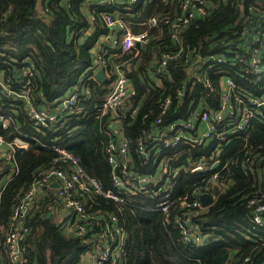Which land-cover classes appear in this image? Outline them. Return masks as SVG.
Listing matches in <instances>:
<instances>
[{"label": "trees", "instance_id": "trees-1", "mask_svg": "<svg viewBox=\"0 0 264 264\" xmlns=\"http://www.w3.org/2000/svg\"><path fill=\"white\" fill-rule=\"evenodd\" d=\"M204 1L208 13L196 15L180 28L181 47L172 38V20L180 14V0H138L134 4L128 0L111 4L104 0H0V69L10 74L12 89L17 92L22 88L19 80L26 61L34 64L30 96L37 108L50 110L70 89H81L73 111L40 128L33 126L24 99L0 94V112L13 116L9 128L0 125V132L6 137L20 134L28 142L27 147L16 150L19 169L0 196V261L14 204L52 164L70 170L71 164L54 147L60 144L80 157L85 173L100 180L104 190H114L123 197V202L102 194L89 199L92 209L116 214L125 225L124 261L116 264H240L246 256L253 264L264 263V226L257 227L250 221L254 208L244 195L252 187L264 189V114H256L247 128L235 130L227 140L208 144L183 141L174 147L154 148V140L148 138L150 133H159L169 118L184 117L187 101L218 109L228 77L247 101L251 96L264 98V80L242 72L238 62L239 56L251 57L247 51L251 43L246 40L250 33L259 30L264 34V0ZM250 4L256 8L249 10ZM105 12L121 17L135 33L148 30L149 40L138 53L137 49L123 52L105 44L104 36L112 31L103 19ZM244 27L249 31L245 36L240 33ZM256 45L264 58V43ZM177 48L180 56L169 59L165 70L158 72L160 56L166 51L177 52ZM100 52H104L108 62L105 68L110 71L103 82L95 76L101 65L94 58ZM117 65L127 75L132 94L122 111L104 112L103 100L113 87ZM199 71L208 73L215 91L197 79ZM178 89L181 94L176 97ZM166 97L173 103L157 123L158 105ZM132 102L138 106L134 114ZM115 118L120 119L118 125L128 140L131 170L153 176L164 166L167 171L178 170L173 197L193 189L204 175L203 171L192 170L193 164L215 159H220L217 169L223 167L221 173L230 187L205 208H182L179 202L174 203L167 219L165 212L156 209L158 199L151 193L131 194L128 187L114 183L106 145L111 139L118 140L117 135H110ZM142 144L148 149L146 157L139 150ZM250 152L258 159L251 161L247 157ZM9 170L11 161L0 157V178ZM51 187H44L28 211L30 246L23 264H81L86 253L96 248L97 229L90 232L89 241L75 233L65 235L63 224L54 220L49 208L50 203L60 201ZM183 212L190 214L204 237L202 245L181 239L176 217ZM261 217L264 219V212ZM225 254L228 257L224 262Z\"/></svg>", "mask_w": 264, "mask_h": 264}, {"label": "built area", "instance_id": "built-area-1", "mask_svg": "<svg viewBox=\"0 0 264 264\" xmlns=\"http://www.w3.org/2000/svg\"><path fill=\"white\" fill-rule=\"evenodd\" d=\"M104 1L111 3L115 0ZM137 1L128 0L130 4H134ZM179 8L180 14L178 18L172 20V38L177 40L178 46L182 47L179 34L180 28L190 22L196 15L207 14L208 8L204 0H180ZM255 8L254 4L249 5V10ZM261 10L264 21V8H261ZM103 19L109 27H118L122 30L120 41H116L113 44L114 48H121L123 52L132 51L135 46H138L136 41H141L142 45L149 40L148 30L135 33L121 17H115L109 12H105ZM153 21L155 22V18H153ZM248 32L246 27L240 31L243 36L247 35ZM246 40L251 43V46L247 49V51H250L251 57L247 59L245 55L239 56L238 62L242 64L239 69L244 73L256 76L259 80H264V58L260 57L259 46L256 45L264 42V34L262 35L257 30L254 33H250ZM103 53H99L95 57V62L101 64V66L108 63ZM179 53V48H177V52H164L160 56L157 71L163 72L169 59L176 58ZM214 60L221 62L223 58H215ZM26 62V66L23 67L22 77L19 80L22 83V88L17 92L11 87L10 74H6L3 77L1 75L3 70L0 69V94L9 99L10 96L24 99L27 114L33 126L37 128L47 127L60 114L75 109L81 89L74 87L65 96H62L54 104V111L37 108L30 96V81L34 74V64L29 61ZM196 77L199 80H204L211 91H215L206 71L197 72ZM235 87L234 80L231 77L224 80L223 89L220 92L221 105L216 110L207 109L202 104H196L194 101H187L184 117L174 120L169 118L159 133H150L148 135V138L151 137L154 140V148L158 146L174 147L183 141L192 144H208L215 140H227L235 130L247 128L256 114H264V109L261 107L264 104V98L251 96L250 100L247 101L245 97L235 91ZM86 94L90 95L88 88H86ZM131 94V83L125 72L117 65L113 87L103 100V111L111 110L115 113L122 111L125 100ZM179 94H181V89H178L176 97ZM172 103L173 100L170 97H166L159 103L160 115L156 120L157 123H161L163 115L168 113ZM132 107L131 113L134 114L138 106L132 104ZM12 120L13 116L10 113L0 112V125L3 128H9ZM120 122L119 118H115L114 123L110 127V135H117L118 140L114 141L111 139L106 145L108 159L112 165L114 183L117 186L122 185L121 187L124 189L128 187V192L131 194L140 192L151 193L158 199L156 209L165 212L167 219L170 217L171 206L174 203L179 202L182 208H190L191 206L205 208L207 206H204L199 198L202 193L211 191L216 183L220 187L219 194L227 189L229 180L221 173L223 167L216 169L221 164V161L220 159H215L211 163L201 162L192 165V170L203 171L205 172L204 175L198 179L193 189H187L182 196L173 197L178 170L167 171V166H164L155 176L148 173L138 174L136 171L131 170L129 167L131 162L130 148L128 140L125 139L123 131L118 125ZM143 130L146 129L144 128ZM27 144V140L20 134H12L11 137L10 135L6 137L0 132V155L7 162L10 163L11 161V172L9 171L6 177L0 181V196L6 182L19 169L15 157L16 150L27 147ZM54 147L60 156L71 164L70 170L56 163L52 164L14 204L2 241V259L0 264H17L18 262L23 264L26 261V254L30 246L27 241L30 232L27 214L37 196L42 193L44 187L51 183H58L57 194L60 198L59 200L64 209L68 210L72 215L71 221L64 228V234L75 233L82 236L85 241H89L91 240L90 232L96 228V248L94 252H88L90 257H92V264H116L124 255L127 241L125 225L119 221V216L116 214H107L101 210L92 209L89 199L92 198V195L102 194L123 202V197L114 190H104L100 180L86 174L80 164L81 159L79 156L60 144H55ZM139 150L142 154L148 156V149L146 150L143 144L139 147ZM247 157L251 161L258 159V155L254 154V152H250ZM217 161L220 163L213 169L212 165ZM251 193L253 195H250ZM244 195L248 197V204L254 208L250 221L257 227H263L264 219L261 214L264 212V189L258 190L256 187H252L246 190ZM176 221L180 229V237L184 242L192 241L197 246L204 243V237L192 223L188 212H183L182 216L176 217ZM240 264H253V262L250 256H246L245 260Z\"/></svg>", "mask_w": 264, "mask_h": 264}, {"label": "crops", "instance_id": "crops-1", "mask_svg": "<svg viewBox=\"0 0 264 264\" xmlns=\"http://www.w3.org/2000/svg\"><path fill=\"white\" fill-rule=\"evenodd\" d=\"M104 2H106V3H108L107 1H104ZM115 1H113V2H111V3H114ZM111 3H108V4H111ZM111 29H112V31H110V33H109V36H104L105 38H104V42H105V44L107 45V44H109L113 49H115L114 47H113V44L116 42V41H120V37H121V35H122V30L121 29H119L118 27H115V28H112V27H110ZM131 28V27H130ZM132 29V28H131ZM133 30V29H132ZM86 30H83V32H85ZM134 31V30H133ZM87 33H90V31H87ZM264 43V42H263ZM141 47V45H138V46H135V48L134 49H137V51L139 52V48ZM100 53H102V52H100ZM99 53H97V55H98ZM96 55V56H97ZM95 56V57H96ZM96 60V58H94V61ZM101 65V64H100ZM104 67H105V65H103ZM120 66V65H119ZM101 66H99L98 68H100ZM98 68H97V70H98ZM115 69H116V67L114 68V72H115ZM1 75L4 77V72L2 71L1 72ZM105 75H106V79L110 76V71H109V68H105ZM105 79V80H106ZM74 88V87H73ZM85 88V87H84ZM71 90V89H70ZM69 90V91H70ZM131 91H132V88H131ZM220 102H221V99H220ZM132 104H135L134 102H132ZM48 110V109H47ZM49 111H54V106H53V108L52 109H50ZM143 156L144 157H146V155H144L143 154ZM0 157H1V155H0ZM221 165V164H220ZM219 165V166H220ZM218 166V167H219ZM217 167V168H218ZM216 168V169H217ZM10 171V170H9ZM9 171H7V173L9 172ZM7 173H5L1 178H5L6 177V174ZM0 178V179H1ZM50 185H52V187H51V191H54V193H57V186H58V183H51ZM47 191V190H46ZM51 204V203H50ZM49 204V208H50V210L53 212V215H54V220L55 221H58V222H60V223H62L63 224V230H64V228L69 224V222L71 221V219H72V215H71V213L68 211V210H65L64 209V207L62 206V204H61V202L59 201V202H57L56 204H54V205H50ZM37 208H39V206L37 207ZM36 208V209H37ZM48 208V207H47ZM33 212H35V211H33ZM33 212H31V213H33ZM1 254H2V251H1ZM81 264H92V257H90V254L87 252L86 253V255L82 258V260H81Z\"/></svg>", "mask_w": 264, "mask_h": 264}, {"label": "water", "instance_id": "water-1", "mask_svg": "<svg viewBox=\"0 0 264 264\" xmlns=\"http://www.w3.org/2000/svg\"><path fill=\"white\" fill-rule=\"evenodd\" d=\"M136 44L137 45H141V41H136ZM95 76L96 78L103 82L105 79H106V75H105V67L104 66H101L100 68H98V70H96L95 72ZM262 109H264V104L261 105ZM12 136V135H11ZM145 155V154H144ZM219 161L215 162V164L212 165V168H216L218 165H219ZM122 186V185H121ZM230 186L228 185L227 188H229ZM219 192H220V187L219 185L216 183L213 185L212 187V190L211 191H208V192H205V193H202L199 198H200V201L201 203L204 205V206H208L210 205L211 203H213L215 200H216V196H219ZM228 257V254H225L224 257H223V261L225 262L226 259ZM124 259L121 258L120 259V262L123 263ZM17 264H21L20 262H18Z\"/></svg>", "mask_w": 264, "mask_h": 264}, {"label": "rangeland", "instance_id": "rangeland-1", "mask_svg": "<svg viewBox=\"0 0 264 264\" xmlns=\"http://www.w3.org/2000/svg\"><path fill=\"white\" fill-rule=\"evenodd\" d=\"M136 52H137V51H136ZM136 52H135V54H136ZM193 165H194V164H193ZM3 179H4V178H1L0 181L3 180ZM215 198L217 199L218 197H215ZM211 204H212V203H211Z\"/></svg>", "mask_w": 264, "mask_h": 264}]
</instances>
